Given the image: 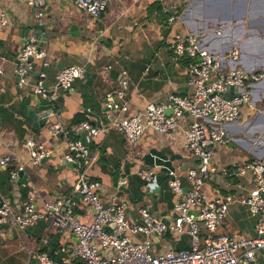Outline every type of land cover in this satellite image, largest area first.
<instances>
[{
  "label": "crops",
  "instance_id": "crops-1",
  "mask_svg": "<svg viewBox=\"0 0 264 264\" xmlns=\"http://www.w3.org/2000/svg\"><path fill=\"white\" fill-rule=\"evenodd\" d=\"M158 4V0H114L97 19L73 0H45L40 22L45 26L47 42L40 40L39 44L48 57L31 62L28 84L21 88L17 76L19 55L28 38L34 36L33 26L39 20L27 4L0 0V14L7 19L5 26L0 25V201L4 199L23 212L31 193L36 195L38 208L69 197L78 170L65 160L66 142L50 133L49 125L60 123L71 141L82 142L89 155H97L88 178L100 183L105 204L117 194L128 204V221L139 220L140 210L146 208L166 225L174 223L176 198L169 185V173L177 172L187 190V171L197 167L196 158L185 148L182 129L169 134L147 130L139 143L130 145L122 133L109 127L116 119L144 111L149 103H166L172 93H191L189 61L176 57L169 49L177 31L196 34L202 48L224 59L225 67H241L248 73L263 71L264 0H188L183 13L186 28H171L165 16L157 12ZM235 48L240 50V59L231 62L227 56ZM61 66L85 68L84 76L76 79L68 91L57 85ZM123 71L129 77L126 113L107 109V96H114L121 88ZM41 73L55 100L49 118L37 122L29 116V109L41 114L36 100L42 98L34 92ZM251 92L252 106L244 105L240 117L225 126L228 142L217 146L214 176L206 186L210 195L233 198L217 232L238 238L256 236L258 220L242 204L253 188L252 175L242 176L239 169L264 158V80L253 85ZM187 120L191 121L189 117ZM84 121L108 129L98 136L76 132ZM30 139L50 152L40 164L29 162L24 144ZM10 151L25 164L20 181L16 178L12 182L9 177L12 166L4 162V157ZM147 171H153L151 182L140 175ZM120 177L127 181L123 186H119ZM76 201L77 217L90 224L92 212L83 200ZM206 237L203 233L202 239ZM144 239L141 235L133 237L135 241ZM153 242L155 254L188 250L191 246L188 234L177 235L171 230ZM76 244L75 236L55 232L44 219L24 233L0 225V264H38L35 253L42 250L59 259L63 247L71 254ZM23 245L33 253L22 250ZM256 263L264 264V251L257 254Z\"/></svg>",
  "mask_w": 264,
  "mask_h": 264
},
{
  "label": "built area",
  "instance_id": "built-area-1",
  "mask_svg": "<svg viewBox=\"0 0 264 264\" xmlns=\"http://www.w3.org/2000/svg\"><path fill=\"white\" fill-rule=\"evenodd\" d=\"M18 1L32 7L36 19L42 20L45 0ZM113 1L73 0L81 10L97 19ZM158 2L161 5L160 13L166 17L171 28H186L183 13L188 0ZM6 24L7 19L2 13L0 25ZM39 43L40 39L35 35L29 37L19 55L17 76L21 88L28 84L27 78L32 69L31 59L46 60L48 57L45 51L38 49ZM169 49L176 57L189 61L188 86L191 93H172L166 103H149L144 111L121 120L116 119L109 128L122 133L130 145L139 143L147 130L169 134L182 129L185 148L196 158L197 167L187 171V190L184 189L177 172L169 173V185L176 198L174 223L171 226L166 225L153 218L146 208L140 210L139 220L128 221V204L117 194L111 195L109 203L105 204L100 193V183L88 178L89 169L97 162V155H89L82 142L71 141L60 123L51 124L49 130L52 136H61L66 142L65 160L78 170L77 180L69 197L47 202L38 208L36 195L31 193L23 212L17 211L4 199L0 201V225H9L24 233L27 228L44 219L55 232L70 233L77 238L73 252L69 254L67 248L63 247L59 259L53 258L48 251L36 252L38 264H257V254L264 251V158L239 169L242 176L251 173L253 179V188L242 200V204L252 216L258 218L254 237L238 238L217 232L229 213L233 198L210 195L206 186L214 176L216 148L228 142L225 126L240 117L244 105L252 106L251 87L264 80V70L248 73L241 67H225L224 59L204 50L198 36L189 31H177L170 40ZM240 55L239 48H235L227 57L231 62H238ZM44 66H49L46 61ZM84 74L83 66L62 68L57 75L58 88L63 91L70 90L74 81ZM128 79L127 72L123 71L121 88L114 96H107L108 110L121 113L129 110L126 102ZM232 88V95H228ZM34 92L50 104L55 100L45 84L44 73L40 74ZM168 111L172 114L168 115ZM107 129L108 127H94L84 121L76 128V132L87 131L98 136ZM1 132L0 120V139ZM24 147L29 151V162L35 165L50 156V152L37 146L33 139L27 140ZM4 162L13 167L10 171L11 180L25 171L22 158L13 151L4 157ZM140 175L146 182H151L154 176L153 171ZM126 183L120 177L119 186ZM79 195L92 212L90 224L82 223L75 213L78 207L76 197ZM168 230L177 235L188 234L191 238L190 248L155 254L154 238L163 236ZM203 233H206L205 239H202ZM139 235L145 239L133 240L134 236ZM44 243L48 241L45 240ZM21 248L29 254L33 253L25 245Z\"/></svg>",
  "mask_w": 264,
  "mask_h": 264
},
{
  "label": "water",
  "instance_id": "water-1",
  "mask_svg": "<svg viewBox=\"0 0 264 264\" xmlns=\"http://www.w3.org/2000/svg\"><path fill=\"white\" fill-rule=\"evenodd\" d=\"M33 29H34V35L36 37H38L42 43L43 42H47V36L46 34H44V30H45V26H43V24H41L40 21H38L34 26H33ZM41 44H39V47L38 49L40 50L41 49ZM34 58L31 59V61L33 62ZM61 69H62V66H61ZM233 93V88L231 89V92L228 94V95H232ZM32 99H35L32 97ZM36 104L39 106V110L41 112V114H37L35 111L33 110H30L29 109V116L32 117L35 121H40L41 119H48L49 116L52 114L53 112V108H54V105L50 104L47 100L45 99H37L36 100ZM172 112L171 111H168V115H171ZM25 175V172H21L17 178L18 181H20ZM82 196L79 195L76 197V200H81ZM155 239H158L157 237L154 238ZM112 256V254H110V257Z\"/></svg>",
  "mask_w": 264,
  "mask_h": 264
},
{
  "label": "trees",
  "instance_id": "trees-1",
  "mask_svg": "<svg viewBox=\"0 0 264 264\" xmlns=\"http://www.w3.org/2000/svg\"><path fill=\"white\" fill-rule=\"evenodd\" d=\"M156 10H157V12H160V11H161V6H160V4H158V5L156 6ZM165 18H166V17H165ZM12 169H13V167H9L8 171L10 172ZM9 177H10V176H9ZM12 182H14V180H13Z\"/></svg>",
  "mask_w": 264,
  "mask_h": 264
}]
</instances>
